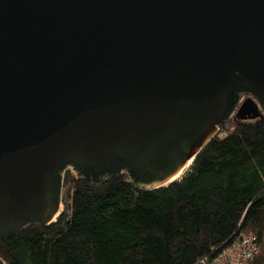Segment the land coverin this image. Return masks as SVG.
I'll return each instance as SVG.
<instances>
[{"label": "water", "instance_id": "95a60500", "mask_svg": "<svg viewBox=\"0 0 264 264\" xmlns=\"http://www.w3.org/2000/svg\"><path fill=\"white\" fill-rule=\"evenodd\" d=\"M233 115L264 116V0H0V240L66 168L165 187Z\"/></svg>", "mask_w": 264, "mask_h": 264}, {"label": "trees", "instance_id": "16d2710c", "mask_svg": "<svg viewBox=\"0 0 264 264\" xmlns=\"http://www.w3.org/2000/svg\"><path fill=\"white\" fill-rule=\"evenodd\" d=\"M62 180L54 222L0 240L5 264H196L241 235L258 243L250 264H264V116L233 115L165 187L137 191L126 174L95 184L71 168Z\"/></svg>", "mask_w": 264, "mask_h": 264}, {"label": "built area", "instance_id": "2783aa9c", "mask_svg": "<svg viewBox=\"0 0 264 264\" xmlns=\"http://www.w3.org/2000/svg\"><path fill=\"white\" fill-rule=\"evenodd\" d=\"M258 252V243L252 235L237 236L227 245L216 248L211 255L196 264H250Z\"/></svg>", "mask_w": 264, "mask_h": 264}, {"label": "bare ground", "instance_id": "6f19581e", "mask_svg": "<svg viewBox=\"0 0 264 264\" xmlns=\"http://www.w3.org/2000/svg\"><path fill=\"white\" fill-rule=\"evenodd\" d=\"M190 163H191V161H189V162L187 163V165L185 166L183 172L179 173V174H178L177 176H175L171 181H174V180H178V179H180V177L183 175V173L186 172V171L188 170V168H189V166H190Z\"/></svg>", "mask_w": 264, "mask_h": 264}, {"label": "rangeland", "instance_id": "374dc122", "mask_svg": "<svg viewBox=\"0 0 264 264\" xmlns=\"http://www.w3.org/2000/svg\"><path fill=\"white\" fill-rule=\"evenodd\" d=\"M69 170V168H66L65 171ZM61 210H62V205H61Z\"/></svg>", "mask_w": 264, "mask_h": 264}]
</instances>
